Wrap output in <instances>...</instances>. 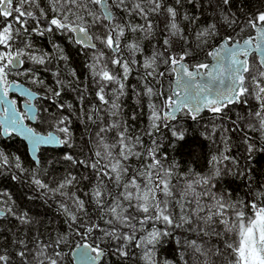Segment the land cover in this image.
<instances>
[{
    "label": "snow or ice",
    "instance_id": "snow-or-ice-1",
    "mask_svg": "<svg viewBox=\"0 0 264 264\" xmlns=\"http://www.w3.org/2000/svg\"><path fill=\"white\" fill-rule=\"evenodd\" d=\"M187 3L194 8L212 10L211 22L199 26L194 33L199 51L204 50L211 38L219 36L218 24L233 30L235 27L240 29L237 33L239 39L233 35H225L222 43L218 46L213 45L212 50L207 52V56L213 58L212 63L189 65L185 62L193 55V51L181 22L196 25L199 17L187 11L181 13L177 5L182 7V0H174V4H167L166 0H133L131 7L126 4V0H111V3L109 0H46V6H42V0H0V17L4 18L3 26L0 27V133L4 135L17 133L24 136L30 142L33 154L43 144L64 145L71 149L75 146L72 117L80 113L77 119L85 125L86 143L90 147L87 153L83 151V146L81 147L80 155L84 157L83 159L76 158L70 152L65 153L64 159L91 169L95 173L98 182L84 195L89 196L90 203L99 210L97 220H92L85 199L75 193L68 194L63 191L64 188L73 185L76 181L75 176L69 174L57 188L49 191L67 196L70 201V204L60 203V210L66 216L70 231L74 230V233L81 237L89 236L94 231L102 233L101 240L117 242L115 252L121 257L128 256V248L132 243H135L137 248H141L146 244L158 242L161 236L169 235L167 230L161 232L154 228L147 236L137 239V225L142 227L150 221H163L166 225L182 228L185 224L189 227L193 224V217L187 214L181 215L179 222H176L169 208V204L175 199L173 189L176 186L172 185L171 181L176 163L175 161L171 165L165 163L167 154L163 157L159 155L160 143L155 138L161 128H164L170 131L173 148L185 139L186 129L183 126L169 124V121L177 119L178 113L183 112L193 121H196L203 111L211 113L213 124L211 134L214 135L219 130L222 134V143L225 145L219 156L211 157L210 163L213 165L211 175L192 174L186 179L181 194L184 197H187L189 192L196 193L194 186L210 187L211 179L222 174H230L233 180L247 179L250 183V167L238 171L225 169L222 173L216 165L223 160H231L234 164H238L234 157L225 154L230 151L228 147L230 137L226 134L243 132L241 125L245 121L247 128L258 130L264 135V8L247 12L244 9V0H241L240 16H238L231 11L233 0H204V2L187 0ZM89 5L98 6L99 11L90 9ZM114 8L124 10L129 16H140L144 23L119 22L113 11ZM161 13L164 16L162 41L159 46H154L151 55L145 56L140 62L134 57L137 53L143 54L141 44L138 39L129 40L126 33L143 32L151 35L155 27L151 16ZM94 28H100L102 31L94 32ZM248 29L251 32L244 36L243 33ZM57 32L68 33L69 38L79 45L81 50H92L91 63L87 66L92 75L95 85L94 95L99 106L92 105L90 110H85L87 87L77 97L79 108L74 109L70 103L54 101L66 114L57 119L55 132L41 135L24 124L25 119L38 118L39 109L33 103L37 94L21 87L9 77L14 70L24 64V57L37 65H45L46 60L49 59L46 53L35 54L27 39H22L17 44L16 37L21 35L28 37L35 33L41 37L48 34L51 39ZM125 40L127 43L123 42ZM98 44L102 47L98 48ZM54 48L62 51L58 44H54ZM105 49L111 53L107 59H105ZM124 49L129 53L127 59L122 55ZM250 57L256 61L255 72ZM61 58L67 60L66 56ZM109 64L119 66L120 72L109 70ZM133 66L143 69L139 77L141 88L137 90L133 87L135 108L127 119H123L121 98L126 95L124 81L132 73ZM162 66L165 68L164 71L160 70ZM166 72L175 75L174 84L169 90L170 94L169 91L155 87L158 78L164 77ZM17 74L32 75L33 83L43 84L31 69ZM59 75L58 72L54 73L58 87L48 90L54 97H60L63 89ZM72 75L74 77L76 75L74 70ZM110 84H115L116 88L109 94L106 88ZM10 90L27 97L23 101L24 111L17 108L15 99H9ZM250 99L257 102V107L248 109L247 117L241 116L239 112L235 113V118L228 115L236 108L244 110L249 105ZM145 111L148 123L143 135L152 138L151 144L147 147L142 136L130 135L128 128V120L136 121ZM101 112L105 115H98ZM107 118H110L111 122H107ZM218 120H224L232 127L216 124ZM89 122L96 125L97 131L90 132L87 127ZM114 130L116 137L109 143L106 134ZM244 143L249 156L257 151L255 143L247 133L244 135ZM260 151L264 152V149ZM133 158L141 163L138 168L130 172L128 161ZM16 159L15 167L21 168L19 158ZM0 164H9L8 157L2 152H0ZM105 180L120 189L117 195H112ZM34 183L41 189L48 188L38 179H35ZM198 195L215 200V204L208 209L209 215L201 219L209 223L213 217L220 216L222 217L220 222L224 224L226 232L233 234L232 242L226 244L233 257L229 264H264V191L254 192V198L247 204L242 200L225 201L222 196L214 197L206 190ZM193 200L199 207V200L195 196ZM249 206L250 215L244 210ZM213 208L215 211L212 210ZM129 209L143 215L137 218ZM181 210L183 211L182 205ZM199 210L203 211V209ZM228 210L232 212L231 219L227 218ZM6 212L13 213V210L11 207L5 210L0 206V216L5 215ZM18 219L22 224L32 222L26 212L21 213ZM101 221L107 227H102ZM121 228H126L128 231H121ZM200 230L203 231V228L201 227ZM64 241L65 236L61 235L52 243L39 246L34 254L37 264H45V262L61 264L62 253L55 249ZM189 246L196 252L201 251L195 240L190 241ZM49 248H53L51 255L48 254ZM76 248L80 264H100L106 251L99 244L95 246L88 243L77 244ZM18 255L27 264L26 251H20ZM144 256L150 264H154L150 248L145 250ZM0 264H9L8 256L0 255Z\"/></svg>",
    "mask_w": 264,
    "mask_h": 264
},
{
    "label": "trees",
    "instance_id": "trees-1",
    "mask_svg": "<svg viewBox=\"0 0 264 264\" xmlns=\"http://www.w3.org/2000/svg\"><path fill=\"white\" fill-rule=\"evenodd\" d=\"M109 2L111 3V0ZM201 2H204V0H201ZM132 3L133 0H126V4L129 7L132 6ZM166 3L174 4V0H166ZM182 5V7L177 5L181 13L187 11L199 17L196 25H187L186 22H181V26L185 27L193 51V55L185 61L189 65L211 63L213 58L208 57L207 52L212 50L213 45L218 46L222 43V38L225 35H233L237 39L240 38L237 36V33L240 31L239 27H235V30H233V28L218 24L219 36L211 38L209 44L204 47V50L199 51L196 47L194 33L199 26L211 22L212 10L210 8L207 10L199 7L194 8L187 3V0H182ZM42 6H46V0H42ZM240 6L241 0H233L231 11L240 16ZM89 8L97 12L99 11L98 6L89 5ZM260 8H264V0H244V9L247 12H254ZM113 11L121 23H144L142 17L137 15L129 16L122 9L114 8ZM151 19L155 26L154 32L151 35H146L143 32L126 33L129 40L138 39L141 44L143 54L137 53L134 57L140 62L143 61L145 56L151 55L154 46H159L163 38V13L152 15ZM240 19L242 20L243 17L241 16ZM3 23L4 18L0 17V27L3 26ZM18 26L16 25V27ZM93 31L100 32L102 29L94 28ZM250 32L251 30L248 29L243 35L247 36ZM22 39L28 40L35 54L46 53L49 58L46 60L45 65H37L27 57H24L22 67L19 70L13 71L9 77L10 80L24 83L38 94L34 103L39 109V115L35 123L31 125L35 131L42 133L55 132L57 119L66 113L60 110L54 101L65 104L70 103L74 109L79 108L77 97L85 87H87L84 100L85 110H90L92 105L99 106L94 95L95 85L87 66L91 63L92 50H81L80 46L73 43L72 39L69 38L68 33L57 32L55 37L51 39L48 34H45L43 37L35 33H32L28 37L21 35L16 37V43L19 44V41ZM123 42L127 43V40ZM54 44H58L62 51L55 49ZM101 47L98 44V48ZM104 51L106 52L105 59H107L111 53L106 49ZM122 55L125 59L128 58L129 53L127 49L122 51ZM62 56H66L67 60L62 59ZM249 60L252 64L253 72H255L257 67L256 61L253 57H250ZM100 66H103V61ZM108 68L117 73L120 72L119 66L109 64ZM27 69H31L35 76L43 81V84L33 83L32 75L17 74V72L23 73ZM73 70L76 74L75 77L72 75ZM160 70L164 71L165 68L162 66ZM57 72L60 74L58 78L63 86L60 97H54L48 91L50 88L56 89L58 87L55 83L57 77L54 76V73ZM142 73L143 69L133 66L132 73L124 81L126 95L121 98L124 111L123 119H127L128 115L135 108L132 89L135 87L137 90H140L139 77ZM173 80H175V75L166 72L164 77L158 78V83L155 84V87L169 91L173 85ZM115 88V84H110L106 88V92L110 94ZM12 99L17 101V107L20 108L22 99L15 96H12ZM159 102L158 100L157 103ZM256 107L257 102L254 99H250L249 105L244 110L236 108L233 112H229L228 115L235 118V113L239 112L241 116L247 117L248 109H256ZM77 115H80V113L78 112L72 117L75 146L71 149L64 145L56 148H40L37 154V163L29 158L25 144L20 138L13 134L5 138L0 133V152L4 153L9 160L8 165L0 164V206L5 210L7 207H11L14 213L6 212L5 215L0 216V255L8 256L9 264H25L18 255L20 251H26L27 264H37L34 254L37 252L39 246L44 243L50 244L61 235L65 236V241L59 248L55 249L62 253L60 257L61 264H73L71 252L77 244L82 243L93 244V246L99 244L105 248L106 253L102 257L100 264H150L144 256L147 248L151 249L154 264H229L233 257L231 250L226 247V244L232 242L233 234L226 232L224 224L220 222L222 219L220 216L213 217L209 223H205L201 219L209 215L208 209L215 204V200H210L207 196L200 197L198 194L206 190L214 197L222 196L225 201L235 202L242 200L247 204L254 198V192L264 191V152L260 151V149H264V135L258 130L247 128V121H245L241 125L244 129L243 132H229L226 134L230 137L228 144L230 151L225 154L234 157L238 164H234L231 160H223L216 165V167L221 169L222 173L225 169L238 171L250 167V183L247 179L233 180L230 174H222L220 177H213L211 179L210 187L205 186L202 188L194 186L196 193L189 192L187 197H184L181 194L184 191L183 185H185L187 178L191 177L192 174L211 175L213 171V165L210 163L211 157L213 155L219 156L225 147L222 143V134L219 130L216 134H211L213 126L212 114L208 111H203L196 121H193L189 116L181 112L177 115L175 121L169 122V124L183 126L186 129L185 139L182 142H178L175 148L171 146L173 138L170 131L161 128L160 133L155 136L160 143L159 155L163 157L167 154V160L165 161L167 165H171L173 161L176 163L171 181L172 185L176 186L173 189L175 199L169 204V208L176 222H179L181 215L187 214L193 217V224L191 227L185 224L182 228L166 225L163 221H150L142 227L137 225V239L147 236L154 228L161 232L167 230L169 235L161 236L158 242L151 245L146 244L141 248H137L135 243H132L128 248V256L121 257L116 255L115 252L117 242L107 239L101 240L102 233L94 231L89 236L81 237L76 235L74 230L70 231L67 227L66 216L60 210L61 202L70 204V201L67 196L49 191V189L57 188L69 174L75 176L76 181L73 185L64 188L63 191L68 194L75 193L85 199L92 220H97L99 210L95 209V206L90 203V197L84 195L90 192L93 185L98 182L95 173L91 169L79 164H73L64 159L65 153L69 152L76 158L83 159L84 157L80 155L81 147L83 146L85 153L88 152L90 147L86 143L87 133H85V125L77 119ZM98 115L104 116L105 113L101 112ZM107 122H111V119L107 118ZM147 123L146 111L143 115H139L136 121L128 120L129 134L132 136L141 135L146 147L151 144L152 139L143 135ZM216 124H223L228 128L232 127L230 123L224 120H218ZM87 127L90 132L97 131L95 124L89 122ZM245 133L252 138V142L255 143L257 149L251 156L246 152V144L244 143ZM115 137V130L106 134L109 143L114 141ZM17 157L19 158L18 162L21 168L15 167ZM140 163L135 158L130 159L128 161L130 172L132 169L138 168ZM13 177H16V179H13ZM35 179L46 184L48 188H39L34 183ZM105 183L108 184V190L113 196L117 195L120 191L112 182L105 180ZM194 196L199 200V207L193 200ZM181 205L183 206V211L181 210ZM199 209H203V211ZM212 210L215 211L214 208ZM244 210L249 215L251 214L250 206ZM129 211L132 215L137 216V218L143 215L135 212L133 209H129ZM25 212L31 218V223L22 224L18 219V216ZM227 218H233L231 210L227 211ZM101 225L102 227H107L102 221ZM201 227L203 231L200 230ZM120 230L128 231L126 228H121ZM193 240L201 248L200 252H196L193 247L189 246V242ZM52 252L53 248H49L48 254L51 255Z\"/></svg>",
    "mask_w": 264,
    "mask_h": 264
},
{
    "label": "water",
    "instance_id": "water-1",
    "mask_svg": "<svg viewBox=\"0 0 264 264\" xmlns=\"http://www.w3.org/2000/svg\"><path fill=\"white\" fill-rule=\"evenodd\" d=\"M212 62H214L213 61V59H212ZM211 62V63H212ZM22 67V65L18 68V69H16V70H19L20 68ZM16 70H14V71H16ZM202 71V70H201ZM174 81L175 80H173V84H174ZM21 87H24V88H27V89H30L29 87H27V85H25L24 83H22V82H20V81H16ZM31 90V89H30ZM33 93H35V94H37L35 91H33V90H31ZM12 96H15V97H17V98H20V99H22V102H21V105H20V108H18L20 111H24V105H23V101L25 100V99H27V97H24V96H21L20 95V93L19 92H17V91H15V90H10V92H9V99H12ZM38 97V94L36 95V98ZM35 101V100H34ZM34 101H33V103H34ZM35 104V103H34ZM179 114V113H178ZM177 114V115H178ZM35 121L36 120H31V119H25L24 120V124L25 125H27L28 127H30V128H33L31 125L32 124H34L35 123ZM170 122V121H169ZM37 132V131H36ZM50 132H53V131H50ZM38 133H40L41 135H47V133H42V132H38ZM49 133V132H48ZM2 134V133H1ZM11 135V134H10ZM13 135H15V136H17L18 138H20L23 142H24V144H25V147H26V150H27V154H28V156H29V158L32 160V161H34L35 163H37V160H38V158H37V154H38V152H39V149L40 148H48V147H50V148H56V147H60L61 145H58V144H43V145H41L38 149H37V151H36V153L35 154H33V152H32V149H31V144H30V142L24 137V136H22V135H20V134H17V133H13ZM2 136L3 137H8L9 135H4V134H2ZM82 244H85V243H82ZM77 248L75 247V248H73V250H72V252H71V257H72V262H73V264H80V261L77 259V255H76V253H77ZM105 253H106V251H105Z\"/></svg>",
    "mask_w": 264,
    "mask_h": 264
}]
</instances>
